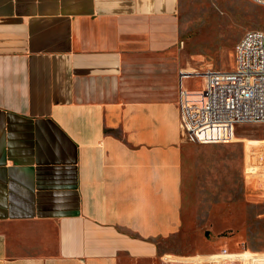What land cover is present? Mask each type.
Here are the masks:
<instances>
[{
  "label": "crops",
  "instance_id": "crops-1",
  "mask_svg": "<svg viewBox=\"0 0 264 264\" xmlns=\"http://www.w3.org/2000/svg\"><path fill=\"white\" fill-rule=\"evenodd\" d=\"M181 6L0 0V264H201L166 240L232 165L182 131Z\"/></svg>",
  "mask_w": 264,
  "mask_h": 264
},
{
  "label": "rangeland",
  "instance_id": "rangeland-1",
  "mask_svg": "<svg viewBox=\"0 0 264 264\" xmlns=\"http://www.w3.org/2000/svg\"><path fill=\"white\" fill-rule=\"evenodd\" d=\"M180 19L183 49L189 57L197 56L201 72L233 71L242 37L250 30L264 32V8L249 0H182ZM187 81L191 89L204 87L203 76ZM217 145H227L217 153L233 169L216 175L206 191L185 203L184 231L165 246L167 252L184 256L178 261L206 264L213 257L205 254L222 249L264 253V125H240L231 143Z\"/></svg>",
  "mask_w": 264,
  "mask_h": 264
},
{
  "label": "built area",
  "instance_id": "built-area-1",
  "mask_svg": "<svg viewBox=\"0 0 264 264\" xmlns=\"http://www.w3.org/2000/svg\"><path fill=\"white\" fill-rule=\"evenodd\" d=\"M264 8V0H249ZM204 87L191 91L180 82L178 107L184 137L200 145L229 144L238 126L264 125V32L248 31L236 46L233 71L208 70ZM188 77L182 74V78ZM219 264H264V253L222 250Z\"/></svg>",
  "mask_w": 264,
  "mask_h": 264
}]
</instances>
